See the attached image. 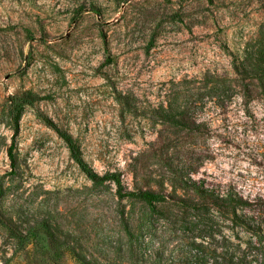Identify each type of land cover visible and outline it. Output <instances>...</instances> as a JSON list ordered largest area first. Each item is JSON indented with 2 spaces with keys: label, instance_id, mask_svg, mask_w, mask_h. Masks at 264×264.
<instances>
[{
  "label": "rangeland",
  "instance_id": "rangeland-1",
  "mask_svg": "<svg viewBox=\"0 0 264 264\" xmlns=\"http://www.w3.org/2000/svg\"><path fill=\"white\" fill-rule=\"evenodd\" d=\"M263 128L264 0H0V264H184L191 179L264 200Z\"/></svg>",
  "mask_w": 264,
  "mask_h": 264
},
{
  "label": "trees",
  "instance_id": "trees-1",
  "mask_svg": "<svg viewBox=\"0 0 264 264\" xmlns=\"http://www.w3.org/2000/svg\"><path fill=\"white\" fill-rule=\"evenodd\" d=\"M244 111L247 113L248 109ZM250 123L252 129L255 127L252 131L257 136L259 134L257 127L260 123L256 121ZM56 131L67 143L72 159L89 179L99 183L111 178L119 186L120 192L119 175L114 173L100 175L95 172L83 160L71 135L59 129ZM248 153L264 158V141L259 138L252 141ZM190 181L188 186L196 192L200 201L192 206L203 212L205 219L208 217V223L198 228L196 237L199 241L192 242L196 250L191 253L190 249V259L184 264H264V200L244 195L233 183L218 185L207 183L204 178ZM120 194L144 200L160 198L158 192L147 189L130 190ZM0 223H3V218H0Z\"/></svg>",
  "mask_w": 264,
  "mask_h": 264
}]
</instances>
